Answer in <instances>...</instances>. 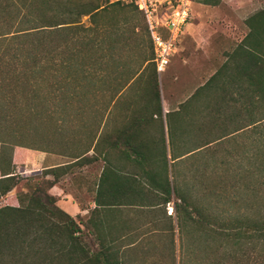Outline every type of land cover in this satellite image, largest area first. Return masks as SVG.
<instances>
[{
	"label": "trees",
	"instance_id": "1",
	"mask_svg": "<svg viewBox=\"0 0 264 264\" xmlns=\"http://www.w3.org/2000/svg\"><path fill=\"white\" fill-rule=\"evenodd\" d=\"M205 2L215 3L214 0ZM112 10L139 13L135 5L118 1L107 4L102 0H0V264H29V261L35 264H118L115 252L107 246H101L98 252H90L85 247L87 227L93 229L100 242L107 239L96 227L98 209L90 211L82 223L58 208L57 197L49 193L56 182V171L63 168L19 176L12 157L16 147L46 151L25 145V135L34 132L37 126L32 119L44 114L61 123L69 117V112L80 116L86 103L94 99L96 65L107 64L109 54L115 49V44H105L102 36L108 28L119 38L124 33L123 29L118 34L125 26L124 21L109 27L99 23L98 19ZM83 17H87L88 26L81 23ZM142 20L148 39L143 17ZM139 25V22L132 23L130 29L135 30ZM253 47L259 55L253 54L254 71H244L243 134H248V139L258 135L254 150L235 153L224 149L222 159L217 156V146L223 141L212 140L200 147L209 149L202 157L203 164L190 172L191 178V173H195L194 181L204 175L210 177L215 182L210 188L203 182L196 187L186 184L184 189L170 186L168 179L166 182L167 199L173 192L180 200L176 210H183L184 223L189 222L200 233L201 229L205 230L203 234L208 236L205 241L212 242L204 257L212 259L211 264H264V195L257 196L264 194V43L255 42ZM97 51L100 55L94 57ZM152 59L151 46L150 54L125 73L120 88L133 78H141L143 65L153 64ZM153 77L157 84L155 66ZM155 98L158 102L157 92ZM59 111L60 116L54 117ZM41 123L38 122L39 126L43 125ZM54 130L59 132V126ZM211 143H215L214 146H209ZM91 147L92 140L87 146L67 154L80 158ZM235 155L242 161L237 172L230 171L229 161L225 160ZM83 161L85 159H79L80 163ZM47 174L54 178L46 179ZM229 175L238 178L243 190L254 197L244 201L241 214L223 221L213 216L210 222V215L199 205L196 189H200V199H203L205 194L224 190ZM12 191V200L7 204L3 199ZM229 202L231 206L237 204L236 200ZM220 247L226 251H220Z\"/></svg>",
	"mask_w": 264,
	"mask_h": 264
},
{
	"label": "crops",
	"instance_id": "2",
	"mask_svg": "<svg viewBox=\"0 0 264 264\" xmlns=\"http://www.w3.org/2000/svg\"><path fill=\"white\" fill-rule=\"evenodd\" d=\"M198 1L176 52L157 73L158 102L131 99L118 107V98L133 78L123 88L118 85L115 91L109 90L105 114L98 122L94 120L92 147L82 157L73 158L64 151L13 150L19 176L63 168L56 171V182L49 190L58 199L56 205L73 218L98 209L96 227L110 237V245L117 242L114 237L125 246L122 240L134 235L137 239L130 246H136L150 235L176 232L174 200L178 204L180 200L173 192L167 199L166 182L179 186L175 180L182 157L196 154L203 146L197 143L201 130L192 129L199 114L212 116L206 124L209 138L225 142L224 147L234 146L243 134L244 71L255 69L253 54L259 52L253 44L264 43V0ZM148 44L151 49L149 38ZM153 74V64L145 63L132 95L147 94L154 85ZM170 119L175 140L172 148ZM182 122L188 126L184 145ZM82 158L85 161L80 163ZM53 178L46 175V179Z\"/></svg>",
	"mask_w": 264,
	"mask_h": 264
},
{
	"label": "rangeland",
	"instance_id": "3",
	"mask_svg": "<svg viewBox=\"0 0 264 264\" xmlns=\"http://www.w3.org/2000/svg\"><path fill=\"white\" fill-rule=\"evenodd\" d=\"M104 3L110 4L113 2H116L115 0H102ZM199 1L198 0H192L190 5V11L194 10L196 5ZM218 2H222V0H218ZM99 23H103L104 25H108V27L114 23H122V21L125 22V26L121 28L118 31V34L121 30L124 29L123 37L119 38L117 36V33L110 30L108 28L107 33L102 36V38L105 41V44L113 43L115 44V49L111 51V54H109L110 59H108L107 64L102 62L100 65H96V72H97V80L94 84V87L96 89L95 97L91 101L87 102L86 105L83 107V110H81L80 116H77L73 112H69V117L66 116L61 123H57L56 119L47 118L46 115H42L41 117H37V119H32V122L37 125L34 129V132L30 131L29 134L25 135V145L31 148H38L40 150H48V151H55L60 152V149L64 152L70 153L78 148H83L87 146L90 141L92 140V131L94 129V120H99L102 115L105 114V106L107 102L110 99V91H115V89L118 87V85H121L122 82H120L121 79H124L125 73L127 71L129 72V69L132 67H136L137 63L143 56H148L150 54V48L148 44V39L146 37L144 26H143V20L142 16L134 11L128 12V10L125 11H115L112 10V12H109L108 15L103 16L98 19ZM139 22L140 25L135 28V30H131L130 26L132 23ZM81 23L85 26H88V19L87 17H83L81 19ZM112 29V28H111ZM262 33H264V27H262ZM99 39L98 37H95V40ZM118 42V43H117ZM138 42H140V45H138ZM95 53V54H94ZM93 53V56H99L100 53L97 51ZM108 55V53H107ZM104 63V64H103ZM151 67V65H148ZM101 75V76H100ZM142 78V77H141ZM141 78L139 79H133V82L130 83L128 88L125 90L124 93L121 94V96L118 98L117 106L120 107L122 102L127 100H146L149 98V100H156L155 94L156 92L159 95V88L158 84L155 83L151 87V89L147 92V94L138 93L137 95L133 94V89L135 86L139 85V82H141ZM158 83V81H157ZM172 85V84H171ZM110 90V91H109ZM151 93V94H150ZM149 94V95H148ZM199 94V93H198ZM198 97V96H197ZM151 100V101H152ZM193 100H196V96L193 98ZM77 106V105H76ZM117 106L113 109V113L116 111ZM200 112V111H198ZM202 112V111H201ZM115 114V113H114ZM112 114V115H114ZM76 115V116H75ZM60 111L56 115L54 114V117H59ZM201 117H198V124H196L192 127L198 128L201 130L198 134V144L206 145V143L212 141L213 139L209 138L211 135L207 132V121L212 118V116L208 115H200ZM20 118H24L23 116H20ZM204 118L206 121L200 124L199 119ZM169 123V142L171 145V148L174 145L175 140H173L174 131H172V123ZM196 120V119H195ZM38 122H42V126H39ZM183 123V122H182ZM59 126V132H55V127ZM187 124L184 125V123L181 125V144L184 145V137L188 136V133H185L184 130L187 129ZM205 129L204 134L202 135V130ZM244 134H240L239 139L237 143L234 146L228 145L225 146L229 151H233L235 153H243L244 151L252 152L254 150V141L258 138V135L253 136L252 139H248ZM203 136V137H202ZM255 138V139H254ZM225 142H223L221 145L217 146L219 151L217 156L219 158H222L224 155L223 153V147ZM245 144V146H243ZM206 147V146H205ZM224 147V148H225ZM18 149H23L21 147H16ZM225 148V149H227ZM204 149V148H203ZM213 149V148H212ZM227 149V150H228ZM35 151L34 149H26ZM207 150L199 149L198 152L191 156L182 157L180 165H181V171L179 172L177 178L175 181L178 182V185L181 186L182 189L187 187L186 184L193 186L200 185V182H203L204 184L211 186V184H214L215 182L211 180L208 176L198 177L192 179L195 175L194 172L191 173L193 177H190V170L194 171L196 169V166L202 165V157L204 154H207ZM222 152V153H221ZM222 154V155H221ZM218 158V159H219ZM223 159V158H222ZM225 160L229 161V168L230 171H235L239 168L241 165V157L236 156H229L225 158ZM174 168V167H173ZM237 172V171H235ZM174 173V172H173ZM39 174V173H38ZM222 174V173H221ZM227 174V173H224ZM230 174V173H229ZM226 182H228L225 187V189L220 190L217 189V192H210L208 194H205V198H201V192L200 189L197 188V200H199V205L202 206L205 213L210 215L211 219L210 222L213 221V216H216L217 218H220L222 221L227 220L229 216L241 214L244 212V201L252 199V195L249 194L248 191L245 189L243 190V187L240 185L241 182H239L238 178H231L230 175L227 177ZM225 182V181H224ZM220 183V182H219ZM176 185V182H175ZM178 186V187H179ZM185 186V187H184ZM20 187H18L17 190H19ZM210 191V190H209ZM208 192V191H207ZM13 194H8L3 200L5 203H10L12 200ZM216 195H220L217 196ZM264 194H258L257 196L261 197ZM194 196V194L192 195ZM258 197V198H259ZM244 199V200H243ZM196 200V201H197ZM218 200V204H215ZM237 201V204L235 206H231L232 202L229 201ZM176 205H178V201L174 200ZM198 202V201H197ZM264 203V202H262ZM172 204V203H171ZM170 204V206H171ZM256 204V203H255ZM215 207H217L215 209ZM221 212V213H220ZM176 214V232L171 233V235L166 236L163 234H154L150 235L144 239V243H140L136 246H130V244H133V242L137 239L134 235H129L128 237H125V246L122 244L121 241H119V237H114V239L117 238V242L110 245L109 239L107 235H104L107 239L105 242H100L98 240V237L96 236L95 232L91 227L85 228L84 231V240H85V247L90 252H98L101 249V246L108 247L109 250L115 252V259L119 262V264H211L210 262L212 259H204L206 257V253L208 251V245H213L210 241H205L208 236L204 235L203 229H201L202 233L200 231H197L195 227H191L189 222L184 223V213L183 210H177L175 212ZM248 214V212H245ZM192 215H194L192 213ZM195 216V215H194ZM88 215L84 216L83 218H77L78 221H81L82 223H85L87 220ZM223 217V218H222ZM212 220V221H211ZM212 224L208 225L211 226ZM159 226V227H158ZM157 227L160 228L161 225H158ZM180 230H179V229ZM205 229V228H204ZM93 231V232H92ZM123 247V249H122ZM125 247V249H124ZM229 250V248H228ZM220 251H226L225 249H221ZM209 260V261H208ZM37 262V260H36ZM29 264H35L34 262L29 261ZM46 264V263H45ZM223 264H228L224 262Z\"/></svg>",
	"mask_w": 264,
	"mask_h": 264
},
{
	"label": "built area",
	"instance_id": "4",
	"mask_svg": "<svg viewBox=\"0 0 264 264\" xmlns=\"http://www.w3.org/2000/svg\"><path fill=\"white\" fill-rule=\"evenodd\" d=\"M135 5L151 41L156 72L164 70L176 52L190 19L192 0H115Z\"/></svg>",
	"mask_w": 264,
	"mask_h": 264
}]
</instances>
